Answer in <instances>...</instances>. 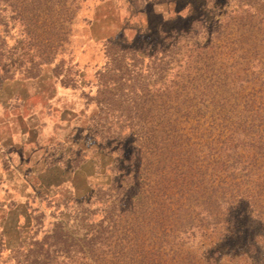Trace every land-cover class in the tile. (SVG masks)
Masks as SVG:
<instances>
[{
    "label": "rangeland",
    "instance_id": "374dc122",
    "mask_svg": "<svg viewBox=\"0 0 264 264\" xmlns=\"http://www.w3.org/2000/svg\"><path fill=\"white\" fill-rule=\"evenodd\" d=\"M261 58L264 65V0H0V264H26L37 245L54 241L55 227L70 239L101 240L90 257L108 264L110 234L99 222L132 185L137 162L129 156L141 132L165 131L151 122H166L175 96L188 91L192 101L189 84L197 83L195 101L208 100L210 86L219 87L217 105L230 99L215 136L223 118L230 126L238 89L231 73L251 81ZM245 62L250 70L243 75ZM226 67L233 68L228 80H201L197 72ZM146 110L152 126L138 122ZM211 111L202 110L206 117ZM248 141L242 135L231 143L232 178L260 152ZM142 155L148 165V152ZM253 206L264 212L263 204ZM210 223L194 221L207 228L186 241L191 251L208 242ZM51 256L53 264H86L74 253L71 260Z\"/></svg>",
    "mask_w": 264,
    "mask_h": 264
},
{
    "label": "trees",
    "instance_id": "16d2710c",
    "mask_svg": "<svg viewBox=\"0 0 264 264\" xmlns=\"http://www.w3.org/2000/svg\"><path fill=\"white\" fill-rule=\"evenodd\" d=\"M190 32L189 29L185 33ZM207 47L208 44L202 50ZM255 47L241 53L242 58H248ZM261 61L262 58L253 68L257 76L251 81L231 73V67L197 70L203 73L201 80L205 75H210V81L228 80L230 73L231 80H238V89L231 95L227 112H231V129L226 125L229 120L226 117L215 136L211 134L220 119L218 113H223L222 108L230 99H223L224 104L217 105L219 87L210 86L211 97L195 101L200 86L190 83L195 94L192 101L188 91L185 98L175 96L168 102L171 112L166 115V122L161 116L151 122L165 125V131L150 128L149 133L141 132V145L129 156L130 162L134 159L137 162L136 170L131 171L132 185L110 201L99 222L100 226L106 224V232L110 234L106 248L113 250V257L108 264H264V233L257 231L258 227L264 228V212L256 211L253 206L254 202L264 205V65ZM241 67L243 75L250 70L247 62ZM248 83L252 84L251 88ZM209 106L212 111L206 117L202 110ZM147 113L149 110L144 115L137 113L139 123L149 124ZM125 118L131 119L130 116ZM209 119L212 120L208 129ZM242 135L247 140L249 137L251 146H258L260 152L241 170L238 178H232L231 165L226 163L231 143L235 136ZM142 152H148V165L146 159L142 160ZM151 157L155 159L154 165ZM153 169L154 173L147 178V173ZM246 212L252 215L249 217ZM195 220H211L207 230L210 238L201 244L200 252L191 251L192 247L186 242L193 240L195 231L204 234L207 228L193 224ZM50 233L54 241L35 244L40 252L35 247L34 257L28 258L26 264H53L55 258L51 254L71 260L72 253L80 255L79 260L86 264L103 261L90 257L93 248L102 247V241L97 243L96 237L90 236L87 242L70 239L58 227ZM42 252H45L43 257Z\"/></svg>",
    "mask_w": 264,
    "mask_h": 264
}]
</instances>
